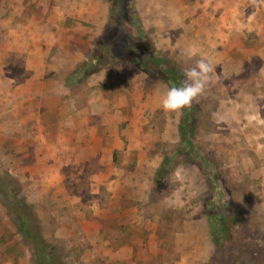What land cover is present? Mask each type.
Returning a JSON list of instances; mask_svg holds the SVG:
<instances>
[{
	"label": "rangeland",
	"instance_id": "1",
	"mask_svg": "<svg viewBox=\"0 0 264 264\" xmlns=\"http://www.w3.org/2000/svg\"><path fill=\"white\" fill-rule=\"evenodd\" d=\"M136 3L0 0V264H36L16 204L51 264H264V62L165 46ZM200 61L181 125L165 72L181 86Z\"/></svg>",
	"mask_w": 264,
	"mask_h": 264
},
{
	"label": "crops",
	"instance_id": "2",
	"mask_svg": "<svg viewBox=\"0 0 264 264\" xmlns=\"http://www.w3.org/2000/svg\"><path fill=\"white\" fill-rule=\"evenodd\" d=\"M136 9L142 19L166 32L162 40L165 46L171 45L174 37L172 46H183L189 56L215 64L251 59L264 62V0H137ZM51 45L50 40L49 49ZM41 66L40 70L32 69L35 77L58 72V65L53 63ZM32 88L25 83L19 89L25 92ZM236 118L241 123L245 119L239 112ZM56 136L62 143L60 151H64L68 136ZM36 139L44 140V136Z\"/></svg>",
	"mask_w": 264,
	"mask_h": 264
},
{
	"label": "trees",
	"instance_id": "3",
	"mask_svg": "<svg viewBox=\"0 0 264 264\" xmlns=\"http://www.w3.org/2000/svg\"><path fill=\"white\" fill-rule=\"evenodd\" d=\"M145 42V39L143 40ZM153 64L158 65V61L150 60ZM168 74L170 83L172 86H177V82L174 80L172 75H169L167 71L165 72ZM190 107H185L181 109V125H185L189 121V109ZM10 181H13L12 178L8 177ZM12 183V182H11ZM9 186L2 187L0 184V194H5V196H8V193L10 191L7 190ZM12 200V199H10ZM23 204L24 202L21 201ZM22 204H16V216L15 218L11 217L14 226L18 230L19 234L21 235L23 244L29 249V251L32 253L33 260L36 264H51L50 259V251L46 248L45 241L49 240L46 237L42 239L41 232L39 229L38 221L31 210L29 206L26 208L24 207L25 211L21 208Z\"/></svg>",
	"mask_w": 264,
	"mask_h": 264
},
{
	"label": "clouds",
	"instance_id": "4",
	"mask_svg": "<svg viewBox=\"0 0 264 264\" xmlns=\"http://www.w3.org/2000/svg\"><path fill=\"white\" fill-rule=\"evenodd\" d=\"M211 71L208 64L203 61L195 67L185 71V80L181 86L170 87L163 96L161 106L167 112H178L185 107H190L192 102L202 95Z\"/></svg>",
	"mask_w": 264,
	"mask_h": 264
}]
</instances>
